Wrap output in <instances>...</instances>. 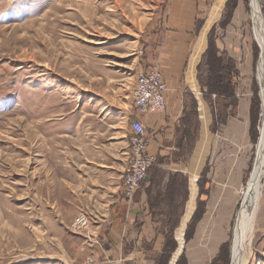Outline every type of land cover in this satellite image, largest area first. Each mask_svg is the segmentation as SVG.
I'll return each instance as SVG.
<instances>
[{"label":"rangeland","instance_id":"rangeland-1","mask_svg":"<svg viewBox=\"0 0 264 264\" xmlns=\"http://www.w3.org/2000/svg\"><path fill=\"white\" fill-rule=\"evenodd\" d=\"M168 1L0 0V264H71L79 243L88 242L71 231L84 212L70 191L82 178L83 127L90 122L91 132L98 131L101 115L115 114L118 103L134 107L135 78L151 64ZM209 3L200 41L216 47L218 38L244 36L254 55L249 170L236 193L227 240L204 262L230 264L236 218L257 156L263 52L250 0ZM258 7L264 32V0ZM238 80L239 91L248 90L240 75ZM244 235L245 264H264V176Z\"/></svg>","mask_w":264,"mask_h":264},{"label":"crops","instance_id":"crops-1","mask_svg":"<svg viewBox=\"0 0 264 264\" xmlns=\"http://www.w3.org/2000/svg\"><path fill=\"white\" fill-rule=\"evenodd\" d=\"M209 1L166 4L149 59L158 63L167 84L164 111L140 115L118 103L115 114L101 115L98 131L84 124L82 178L70 191L77 209L93 222L94 242L82 239L69 263L92 257L102 264L118 259L120 264H204L226 242L236 193L249 170L254 55L244 36L218 38L219 92L229 86L230 94L210 90L207 44L200 41ZM239 75L248 90L239 91ZM134 116L145 125L153 162L127 202L122 177L133 140L127 122Z\"/></svg>","mask_w":264,"mask_h":264},{"label":"built area","instance_id":"built-area-1","mask_svg":"<svg viewBox=\"0 0 264 264\" xmlns=\"http://www.w3.org/2000/svg\"><path fill=\"white\" fill-rule=\"evenodd\" d=\"M166 82L162 76L158 63H151L142 68L136 78L133 89V106L138 114L146 115L149 112L164 111L166 108ZM129 127L133 135L129 163L122 177V194L127 202H131L140 184L145 180L153 158L146 151L145 125L137 117L130 120ZM91 221L84 212H79L72 224L71 231L84 236L89 243L93 242ZM120 259L115 264H120ZM82 264H102L93 258H87Z\"/></svg>","mask_w":264,"mask_h":264},{"label":"bare ground","instance_id":"bare-ground-1","mask_svg":"<svg viewBox=\"0 0 264 264\" xmlns=\"http://www.w3.org/2000/svg\"><path fill=\"white\" fill-rule=\"evenodd\" d=\"M252 10V18L254 21V29L257 41L262 48V57L260 63V87L262 89V120L260 126V133L257 145V156L254 167L250 173L247 186L243 190L242 204L239 208L238 215L233 233L231 263L230 264H245L248 257L247 246L245 245V230L247 227L248 217L253 209L257 198V189L261 178L264 176V32L258 19V0H250ZM221 8V7H220ZM220 14V12L218 13ZM215 18V17H214ZM204 40L201 39V45ZM201 47V46H200ZM199 51L197 54H199ZM174 264V260L170 263Z\"/></svg>","mask_w":264,"mask_h":264},{"label":"trees","instance_id":"trees-1","mask_svg":"<svg viewBox=\"0 0 264 264\" xmlns=\"http://www.w3.org/2000/svg\"><path fill=\"white\" fill-rule=\"evenodd\" d=\"M217 49L215 48V46L211 43V41H208V46H207V49L204 53V55H206L207 57V64H208V67L210 68L209 70V75H210V90H214L216 92H219V88H220V85H219V82H220V79H219V76H217V70H216V67L220 64L221 60H220V57L217 56ZM229 86L228 87H223L220 89V92L223 91L224 93L223 94H230L229 92ZM217 93L218 95L219 94H222V93Z\"/></svg>","mask_w":264,"mask_h":264},{"label":"water","instance_id":"water-1","mask_svg":"<svg viewBox=\"0 0 264 264\" xmlns=\"http://www.w3.org/2000/svg\"><path fill=\"white\" fill-rule=\"evenodd\" d=\"M255 162V161H254ZM254 165V164H253Z\"/></svg>","mask_w":264,"mask_h":264}]
</instances>
